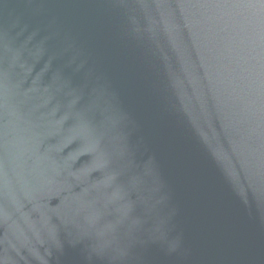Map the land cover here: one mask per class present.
I'll return each mask as SVG.
<instances>
[{"label":"water","instance_id":"1","mask_svg":"<svg viewBox=\"0 0 264 264\" xmlns=\"http://www.w3.org/2000/svg\"><path fill=\"white\" fill-rule=\"evenodd\" d=\"M0 264H264V0H0Z\"/></svg>","mask_w":264,"mask_h":264}]
</instances>
